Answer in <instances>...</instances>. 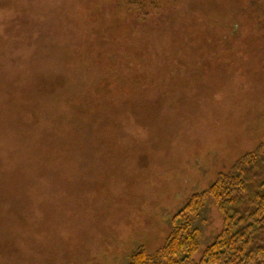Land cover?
Instances as JSON below:
<instances>
[{
    "label": "rangeland",
    "instance_id": "374dc122",
    "mask_svg": "<svg viewBox=\"0 0 264 264\" xmlns=\"http://www.w3.org/2000/svg\"><path fill=\"white\" fill-rule=\"evenodd\" d=\"M261 144L264 0H0V264L154 254Z\"/></svg>",
    "mask_w": 264,
    "mask_h": 264
},
{
    "label": "trees",
    "instance_id": "16d2710c",
    "mask_svg": "<svg viewBox=\"0 0 264 264\" xmlns=\"http://www.w3.org/2000/svg\"><path fill=\"white\" fill-rule=\"evenodd\" d=\"M208 196L222 213L223 225L196 261L199 231L189 216L199 214ZM127 264H264V144L241 157L206 192L187 200L157 252L139 248Z\"/></svg>",
    "mask_w": 264,
    "mask_h": 264
}]
</instances>
